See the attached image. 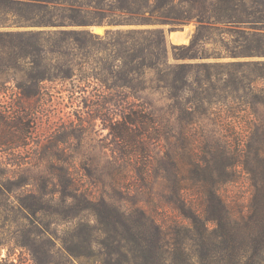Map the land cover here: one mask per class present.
I'll return each mask as SVG.
<instances>
[{"label": "trees", "instance_id": "1", "mask_svg": "<svg viewBox=\"0 0 264 264\" xmlns=\"http://www.w3.org/2000/svg\"><path fill=\"white\" fill-rule=\"evenodd\" d=\"M192 20L191 41L169 44L163 26ZM213 33L222 44L208 53ZM171 55L230 59L196 69ZM93 64L105 71L90 73ZM77 71L76 91L99 98L87 105L121 114L106 125L108 176L86 168L85 185L64 162L54 191L14 196L2 181L0 206L15 211L17 229L0 239V255L13 247L0 264H21L18 248L34 264H264V0H0V76L27 108L43 81ZM149 84L171 92L181 124L218 104V125H259L254 140L245 129L195 142L182 130L172 142L168 119L143 100ZM245 178L249 195L229 196L225 186Z\"/></svg>", "mask_w": 264, "mask_h": 264}, {"label": "rangeland", "instance_id": "2", "mask_svg": "<svg viewBox=\"0 0 264 264\" xmlns=\"http://www.w3.org/2000/svg\"><path fill=\"white\" fill-rule=\"evenodd\" d=\"M196 26V22L192 20L185 23L182 28L170 29L166 25L163 27L169 44H188L196 31ZM92 29L95 32L104 33L106 26H93ZM212 35V38L205 44L208 53L214 52L222 44L219 34L213 33ZM224 38L227 40V34ZM229 59L187 58L180 60L170 56L172 63L177 61L195 63L196 69H202L201 63L203 62ZM64 61L63 58L54 60L55 63L62 64ZM82 71H77L76 75L66 80L43 81L41 95L34 101L35 106L31 108H27V99L20 97L16 83L0 76V184L4 185L3 183L6 182L4 187L1 185L5 191L16 196L20 190L40 191L42 185L43 189L54 191L58 183L57 176L54 174L57 171L56 167L67 164H70L71 172L81 182L87 179L84 176L86 168L95 170L97 174L108 176L110 149L107 146L109 130L106 125L109 124L111 118L119 119L121 114L113 113L106 108L96 109L87 105V103H96L99 98L94 95L95 91L91 88L90 91L84 93V96L76 91L78 88L75 84L85 79ZM87 71L93 73L105 70L101 64H93ZM170 94L171 92L157 87L156 84H149L142 96L150 108L168 119L167 125L173 134L172 142H178L177 137L180 136L182 130L188 132L195 142H200L204 138L214 141L217 138L234 140L239 133H246L245 129L248 131L245 139H249L251 132H255L256 127L259 126L218 125L216 121L219 112L218 104L207 105L202 109L201 120L197 123L194 118L186 114L187 119L184 120L183 125L177 113L170 112ZM118 98L115 96V100ZM131 99L135 100L133 95ZM19 101L26 106L20 108L14 105ZM8 120H14L17 125L21 126L16 127L14 123L10 127L5 122ZM245 179L243 182L226 185L228 195L234 196L236 192L243 191L247 197L250 192V183L247 178ZM21 183L24 185L20 187ZM85 185H87V180ZM101 190V187L94 188L97 193ZM55 197H59V194L56 193ZM14 212L0 206V239L10 238L17 229ZM22 221L23 219H19V222ZM12 249V245L4 248L0 257H7L8 250L12 251ZM16 251L11 259L19 255L21 264H34L26 249L18 248ZM4 262L9 264L10 259Z\"/></svg>", "mask_w": 264, "mask_h": 264}, {"label": "crops", "instance_id": "3", "mask_svg": "<svg viewBox=\"0 0 264 264\" xmlns=\"http://www.w3.org/2000/svg\"><path fill=\"white\" fill-rule=\"evenodd\" d=\"M96 26H100V25H95L94 27H96ZM102 26V25H101ZM94 30V29H93Z\"/></svg>", "mask_w": 264, "mask_h": 264}]
</instances>
